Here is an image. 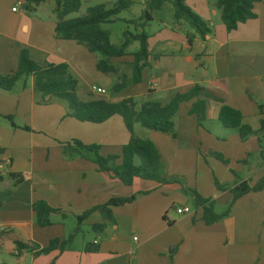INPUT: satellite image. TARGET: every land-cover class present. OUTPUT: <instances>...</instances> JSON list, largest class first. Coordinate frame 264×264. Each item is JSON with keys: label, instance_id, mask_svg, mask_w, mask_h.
<instances>
[{"label": "crops", "instance_id": "0c3cea01", "mask_svg": "<svg viewBox=\"0 0 264 264\" xmlns=\"http://www.w3.org/2000/svg\"><path fill=\"white\" fill-rule=\"evenodd\" d=\"M3 1L1 75L18 69L22 50L39 64H66L71 77L72 68L83 70L81 58L97 55L75 41L56 38L54 1L32 9L25 5L15 13L12 8L25 0ZM44 5L48 9L37 12ZM191 6L208 22L211 33L205 40L196 35L191 46L187 38L195 34L192 28L160 21L159 30L149 39L150 51L157 58H151L145 69L147 87L131 96L114 95L109 102L132 98L139 111L147 102L168 105L177 94L198 85L239 110L244 125L256 133L242 141L238 130L224 128L218 120L219 105L213 100H208L202 128L197 117L189 114L196 99L183 103L173 117L176 138L134 126L136 137L151 141L158 149L167 183L135 179L132 186H125L100 173L91 152L73 156L63 152V146L73 141L97 145L101 156H117V165H121L123 147L130 140L121 117L102 124L79 122L71 117L67 102L37 92L33 77L25 86L17 83L10 92L0 90V162L11 160L10 166L0 170V194L11 192L0 207V244L6 248V252L0 250V264H264V190L238 200L228 217L211 226L202 221L194 197L182 195L186 182L188 188L214 201L216 213L230 205V191L216 193L208 185L206 194L199 188L202 168L207 169L203 155L210 152H221L235 164L245 162L237 170L243 177L234 174L237 182L231 172L225 175L232 188L241 182L255 185L264 175L259 143L264 121V108L260 109L264 107V0L254 6L256 18L231 33L220 10L202 0ZM95 57L97 69L99 59ZM254 154L261 163L250 167ZM12 175L20 176L21 182L15 184ZM132 196L136 197L133 203L110 208L112 219L104 209L92 213L62 252L56 249L40 256L29 250L16 252L17 242L40 250L53 240L64 241L76 229L78 216L112 198ZM39 201L59 211L51 215L52 224L46 228L38 226L33 211ZM176 207H187L190 213L178 215ZM94 225L106 227L94 231ZM95 247L97 251H88Z\"/></svg>", "mask_w": 264, "mask_h": 264}, {"label": "trees", "instance_id": "16d2710c", "mask_svg": "<svg viewBox=\"0 0 264 264\" xmlns=\"http://www.w3.org/2000/svg\"><path fill=\"white\" fill-rule=\"evenodd\" d=\"M49 1L55 2L54 13L57 17L55 28L56 38L60 40L75 41L78 45L84 47L89 53L97 54L102 57L97 63V70L105 75L117 73L114 65L116 60L128 56V50L134 43L139 44L138 50L133 54V84L138 85L142 81V74L149 66L151 58L156 59L153 52L149 48L150 35L145 28L147 23L154 20L152 12L160 10L165 2L170 0H151L147 8L143 11L139 18L140 23L129 21V24L135 25V32L125 30L122 33V42L114 45L111 42V32L104 29V25L112 24L120 20L119 16L124 11H129L132 3L127 0H119L114 5L108 6L101 4L87 10L85 16L80 18L69 19V16L77 13L83 0H25V5L29 9L39 6ZM262 0H215V7L221 12V19L227 29L231 33L250 20L256 18L254 6ZM174 10V24L180 26L182 24L189 25L195 34L188 35V43L192 46L193 40L198 35L205 40L207 35L211 33L210 26L202 17L193 11L188 5L187 0H171ZM34 78V88L44 98L60 99L68 103L71 110V117L82 123L102 124L115 116L123 119L125 127L130 134V140L123 147L121 165H116L117 156L103 157L100 155V147L97 145H84L79 141H73L63 146V152L73 156L82 154V151L91 152L94 155L92 162L96 165L98 171L109 176L111 179L118 180L125 186H132L135 179L154 181L165 184L167 181L162 176L161 155L156 146L149 140H143L135 136L134 126L140 124L142 127L167 134L176 138L173 117L177 114L183 103L196 99L189 112L195 115L198 123L202 126L207 117L208 100H213L219 105L218 120L226 129L238 130L242 141L247 140L256 132L249 126L244 125L243 114L227 105L222 99L214 97L210 92L204 90L200 86L193 87L184 94H177L172 101L163 106L159 102L144 103L139 111L135 110V102L132 98L121 102H109L105 100H95L91 102H80L75 96L77 81L72 78L66 64H39L31 59L27 50H22L19 56L18 69L11 74H0V90L10 92L17 83L22 82L26 85L29 78ZM122 83L118 84L115 92H120L126 87V76H122ZM263 106L260 108L263 110ZM12 121L11 118H8ZM28 130V128H25ZM259 133L260 147L262 149L260 155L264 156V121H262ZM216 158L225 163H229L224 159L222 154L212 153ZM235 174V173H233ZM16 179V183L21 182L20 176L12 175ZM220 191H228L224 187H219ZM264 190V175L255 184L250 185L248 182H241L229 191L233 195V199L228 208L223 213L214 211V201L205 199L196 191L193 192L195 207L202 210V221L211 226L230 215L235 203L248 195L249 193H257ZM11 195L10 191L0 194V207ZM135 196L129 198H112L105 205L93 208L81 216L77 217V227L69 237L61 241L53 240L47 248L33 249L27 245L17 242L16 252L24 250L33 251L35 256L46 255L56 249L61 252L69 246L75 236L80 233L82 223L94 212L104 209L110 215V208L124 206L133 203ZM33 211L36 214V222L41 228L49 227L52 223L50 217L52 214L59 213L58 210L51 208L45 201L36 202L33 205ZM106 225H94V231L104 230ZM88 251H97V248L88 249Z\"/></svg>", "mask_w": 264, "mask_h": 264}, {"label": "rangeland", "instance_id": "374dc122", "mask_svg": "<svg viewBox=\"0 0 264 264\" xmlns=\"http://www.w3.org/2000/svg\"><path fill=\"white\" fill-rule=\"evenodd\" d=\"M119 0H84L82 2V6L80 10L69 16V19H74V18H80L86 15L87 10L89 8L101 5V4H106L108 6L114 5ZM132 3V6L129 11H124L123 13L120 14L119 18L120 20L112 23V24H107L104 25V29L109 30L111 32V42L114 45H119L122 42V33L125 30H129L132 33L135 32V25L134 24H129V21L135 20V22L140 23L139 18L141 17L143 11L147 8L148 3L151 0H127ZM200 0H197L199 2ZM206 5H208L210 8L214 9L215 7V0H202ZM193 2H196V0H187V5L193 10L192 4ZM3 0H0V11L1 12H6V4ZM48 9V5H44L42 7H39L37 12L39 13H44ZM217 10V9H216ZM194 11V10H193ZM154 20L152 22L147 23V26L145 28L146 32L149 35H153L157 30H159L160 26V21L166 22L168 25H171L174 23V10H173V5L170 1L165 2V4L162 6L160 10L153 11L152 12ZM156 20V21H155ZM188 29L191 30V27L189 25ZM139 44L134 43L133 45L130 46L128 50V56L124 57L121 62H116L114 65L117 68V73L115 74H110V75H105L96 69V63H95V56L100 60L102 57L100 55H87L88 57L86 59H82L80 61H83L84 68L82 71H77L72 68V77L77 81V86L75 89V96L80 102H91L95 100H105L109 101L111 97L114 95L125 97V96H131L137 90L139 89H144L147 87L148 82L145 79V72L142 74V81L138 85L133 84V54L138 50ZM126 76V87L122 89L120 92H115L114 88L122 83V76ZM93 86L96 87H102L107 94L106 95H101L96 92L92 93V88ZM203 125V124H202ZM202 127V126H200ZM204 127V126H203ZM202 127V128H203ZM212 153H218L221 154V152H210L209 154L203 155L205 161L204 164L207 167L202 168L203 172L200 174V184L199 188L204 189V193H208V185L210 186V189L215 191L216 193H221L224 191H220L218 189L219 187H224L228 191L232 188L233 184H229L225 180V175L228 174L229 172L232 173L233 180L238 181V178L235 177V175L243 177L242 173L237 174V170L241 168V166L244 165L245 162H239L238 164H235L234 162L230 161L229 159L225 158L229 163L226 165L222 161H220L218 158H216ZM118 159L115 161V164L117 165ZM250 167H255L259 163H261V159L259 155L255 154L250 158L249 160ZM119 165V164H118ZM117 165V166H118ZM240 165V166H239ZM247 171L245 169L244 173ZM235 173V175L233 174ZM184 191H183V197L184 198H192L193 197V192L197 190L192 188H188L186 185V182H184ZM220 191V192H219ZM226 192V191H225ZM198 193V192H197ZM206 199V198H205ZM1 236V235H0ZM0 250L2 252H6V248H4L0 244Z\"/></svg>", "mask_w": 264, "mask_h": 264}, {"label": "built area", "instance_id": "2783aa9c", "mask_svg": "<svg viewBox=\"0 0 264 264\" xmlns=\"http://www.w3.org/2000/svg\"><path fill=\"white\" fill-rule=\"evenodd\" d=\"M24 6H25V2H23V1H19V2H17L16 5L12 8V12L15 13V12H17L20 8H24ZM94 92H96V93H98V94H105V93H106V91H105L104 89H102V88H100V87H96V86H94V87L92 88V93H94ZM10 165H11V160L8 159V158H6V159H4V160H2V161L0 162V170H3L5 167H8V166H10ZM175 212H176L178 215H185V214H189V213H190V209L187 208V207H183V208H177V207H176ZM94 244H95V245H98V241H95Z\"/></svg>", "mask_w": 264, "mask_h": 264}]
</instances>
